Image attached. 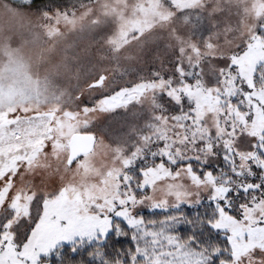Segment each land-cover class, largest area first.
I'll list each match as a JSON object with an SVG mask.
<instances>
[{
	"label": "snow or ice",
	"instance_id": "6c2138e0",
	"mask_svg": "<svg viewBox=\"0 0 264 264\" xmlns=\"http://www.w3.org/2000/svg\"><path fill=\"white\" fill-rule=\"evenodd\" d=\"M0 264H264V0H0Z\"/></svg>",
	"mask_w": 264,
	"mask_h": 264
}]
</instances>
